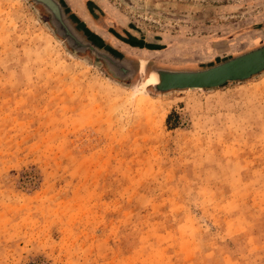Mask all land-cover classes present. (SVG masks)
<instances>
[{
    "label": "rangeland",
    "instance_id": "obj_1",
    "mask_svg": "<svg viewBox=\"0 0 264 264\" xmlns=\"http://www.w3.org/2000/svg\"><path fill=\"white\" fill-rule=\"evenodd\" d=\"M62 1L149 68L120 80L42 5L0 0V264H264V71L147 84L264 45V0Z\"/></svg>",
    "mask_w": 264,
    "mask_h": 264
},
{
    "label": "water",
    "instance_id": "obj_2",
    "mask_svg": "<svg viewBox=\"0 0 264 264\" xmlns=\"http://www.w3.org/2000/svg\"><path fill=\"white\" fill-rule=\"evenodd\" d=\"M40 4L50 14L55 32L76 53L90 51L105 61L112 74L120 80L131 79L143 69L142 60L136 64L133 60L121 57L111 48L99 45L95 39L87 36V30L80 31L79 25L62 0H32ZM149 62L144 64V73ZM264 71V45L244 54L213 64L205 69H158L151 70L156 83L151 87L166 93L174 89H200L220 87L227 83L251 79ZM142 73V72H141Z\"/></svg>",
    "mask_w": 264,
    "mask_h": 264
},
{
    "label": "bare ground",
    "instance_id": "obj_3",
    "mask_svg": "<svg viewBox=\"0 0 264 264\" xmlns=\"http://www.w3.org/2000/svg\"><path fill=\"white\" fill-rule=\"evenodd\" d=\"M142 63H143L142 72L144 73V64L147 63V62L146 61H142ZM147 75H148L147 76V84H148V86H152L153 84L156 83V76L153 73H151V72H149ZM148 79H150L149 82H148Z\"/></svg>",
    "mask_w": 264,
    "mask_h": 264
},
{
    "label": "trees",
    "instance_id": "obj_4",
    "mask_svg": "<svg viewBox=\"0 0 264 264\" xmlns=\"http://www.w3.org/2000/svg\"><path fill=\"white\" fill-rule=\"evenodd\" d=\"M170 117H171V114H169V116H168V120H169Z\"/></svg>",
    "mask_w": 264,
    "mask_h": 264
},
{
    "label": "flooded vegetation",
    "instance_id": "obj_5",
    "mask_svg": "<svg viewBox=\"0 0 264 264\" xmlns=\"http://www.w3.org/2000/svg\"><path fill=\"white\" fill-rule=\"evenodd\" d=\"M79 30L83 32V30H82V29H80V28H79Z\"/></svg>",
    "mask_w": 264,
    "mask_h": 264
}]
</instances>
